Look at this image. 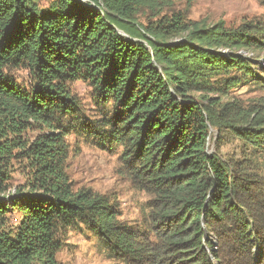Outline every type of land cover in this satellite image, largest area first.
Returning <instances> with one entry per match:
<instances>
[{
    "label": "trees",
    "instance_id": "trees-1",
    "mask_svg": "<svg viewBox=\"0 0 264 264\" xmlns=\"http://www.w3.org/2000/svg\"><path fill=\"white\" fill-rule=\"evenodd\" d=\"M172 5L0 0V191L11 188L18 155L31 168L27 185L0 199V264H60L59 236L73 229L96 234L121 264H264V99L222 101L236 72L252 77L234 49L254 40L223 23L190 28L181 11L165 10ZM11 68L27 69L32 85L10 79ZM210 77L220 78L221 99L192 97L210 90ZM76 79L109 113L82 114ZM34 125L42 133L30 142L23 133ZM212 129L219 143L235 135L247 155L210 153ZM71 131L121 150L123 173L152 197L143 227L122 221L108 196L73 187Z\"/></svg>",
    "mask_w": 264,
    "mask_h": 264
},
{
    "label": "rangeland",
    "instance_id": "rangeland-1",
    "mask_svg": "<svg viewBox=\"0 0 264 264\" xmlns=\"http://www.w3.org/2000/svg\"><path fill=\"white\" fill-rule=\"evenodd\" d=\"M172 2L173 5L165 10L172 8L181 11L187 18L186 23L191 25L190 28L212 27L223 23L227 29L249 31L252 41L254 40L252 45L234 50L237 51V55L247 58L254 72L249 73L252 77L236 72L235 75L239 77L240 82L237 86L228 88L222 101L234 100L247 106L264 99V84L256 77L264 76L263 2L261 0H172ZM140 20L146 21L143 18ZM6 73L10 79L23 87H29L33 83L29 71L25 68H11ZM207 83L210 90L192 92L191 96L205 103L207 96L219 97L216 88L224 89L220 86L222 84L220 78L210 77ZM70 87L81 102L82 114L86 118L96 119L111 110L110 105H103L89 82L76 79L70 82ZM41 133L42 130L34 125L23 133V138L33 142ZM216 134L217 132L212 129L209 152L219 155L223 162H228L230 158L241 159L247 155L246 146L235 135L226 133L224 142L219 143L215 138ZM66 141L70 151L67 172L73 187L91 188L108 196L119 205L122 221L143 227L144 209L152 197L147 192L137 189L123 173L121 150L107 151L95 141L75 131L66 136ZM260 159L262 160V157ZM30 175L28 161L18 155L11 167V188L23 189ZM59 237L63 245L57 255L60 264H121L108 255L96 234L90 231L73 229L61 233Z\"/></svg>",
    "mask_w": 264,
    "mask_h": 264
},
{
    "label": "built area",
    "instance_id": "built-area-1",
    "mask_svg": "<svg viewBox=\"0 0 264 264\" xmlns=\"http://www.w3.org/2000/svg\"><path fill=\"white\" fill-rule=\"evenodd\" d=\"M83 2L87 3V0H81ZM94 6V4H91ZM209 145V144H208ZM15 188H10L9 190H7L6 192H1L0 191V199L4 200L5 202H9L10 201V197L11 195H13L15 193Z\"/></svg>",
    "mask_w": 264,
    "mask_h": 264
}]
</instances>
